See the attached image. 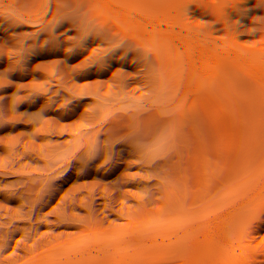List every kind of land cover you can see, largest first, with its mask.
Returning <instances> with one entry per match:
<instances>
[{
    "label": "trees",
    "instance_id": "1",
    "mask_svg": "<svg viewBox=\"0 0 264 264\" xmlns=\"http://www.w3.org/2000/svg\"><path fill=\"white\" fill-rule=\"evenodd\" d=\"M0 264H264V0H0Z\"/></svg>",
    "mask_w": 264,
    "mask_h": 264
}]
</instances>
